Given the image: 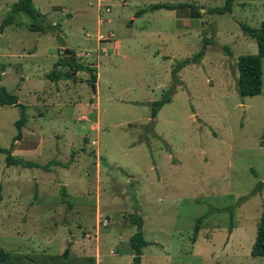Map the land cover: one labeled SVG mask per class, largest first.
<instances>
[{"label": "rangeland", "instance_id": "rangeland-1", "mask_svg": "<svg viewBox=\"0 0 264 264\" xmlns=\"http://www.w3.org/2000/svg\"><path fill=\"white\" fill-rule=\"evenodd\" d=\"M16 1L0 0V87L28 119L18 138L21 108L0 102V145L40 166L0 153V247L13 264H97V249L98 264H133L136 212L149 241L142 264H264L252 255L264 213V57L262 93L237 89L240 56L259 52L242 25L260 26L264 0L226 13L211 12L225 0H33L54 27L46 33L24 13L6 21ZM161 3L178 7L149 10ZM205 40L202 59L174 75ZM72 57L96 83L89 70L64 77Z\"/></svg>", "mask_w": 264, "mask_h": 264}, {"label": "trees", "instance_id": "trees-1", "mask_svg": "<svg viewBox=\"0 0 264 264\" xmlns=\"http://www.w3.org/2000/svg\"><path fill=\"white\" fill-rule=\"evenodd\" d=\"M235 0H225V5L223 7L213 8L211 12L226 13L232 12L233 4ZM182 5V4H181ZM178 6L175 4H155L152 5L149 10L159 9V8H172L175 9ZM18 13H24L31 19V24L29 28L33 31H39L46 33L48 31H54V27L48 26L45 23V14L42 13L33 3V0H18L14 2L11 6V11L6 19V21L11 22L13 16ZM141 13L140 11L138 14ZM192 17H200V10L198 8H193L191 13ZM245 34L252 36L256 39L258 44L259 52L258 54H246L240 56L238 60V76H237V89L242 96H255L262 93L263 90V64L262 58L264 57V20H262L260 26L251 27L248 25H242ZM209 41L205 40L203 48L197 52L192 59H185L178 63L177 68L173 70V74L176 75L178 70L190 63H198L206 53V47ZM74 62H68L71 66L72 71H67L64 77L71 78L79 70H89L91 71L92 81L96 83L97 74L94 72V68L83 65L75 61V57H72ZM67 63L66 59H61L55 63V68L62 66ZM5 67H3L4 69ZM51 79H59V75L56 70H53L49 74ZM176 77V76H175ZM1 79V75H0ZM171 100V95L166 94L161 99L152 102V117L156 118L159 110ZM0 102L3 105H15L21 108V118L17 121V125L20 128L18 138L21 136V127L27 121L26 108L27 106L19 102V97L15 93L9 92L5 87H0ZM0 153L6 154V160L8 165H21L23 167H33L40 166V164L32 161H25L18 158L12 154L9 149H6L0 145ZM201 218L198 219L197 230L199 229ZM132 225L136 227V231L130 237V245L134 251L133 264H142V254L143 248L149 244V241L145 239L143 232L144 218L138 212L131 215ZM253 256L264 257V213L258 224L257 236L255 242L252 246ZM64 258L69 257V249L67 248L65 253L61 256ZM16 258L13 252L7 251L5 248L0 247V264H13Z\"/></svg>", "mask_w": 264, "mask_h": 264}, {"label": "crops", "instance_id": "crops-1", "mask_svg": "<svg viewBox=\"0 0 264 264\" xmlns=\"http://www.w3.org/2000/svg\"><path fill=\"white\" fill-rule=\"evenodd\" d=\"M46 12H47V11H44V10L42 11V13H44V14H46ZM28 151H30V149H26V150H25V152H28ZM133 233H134V231H131V232H130V236H129V238H128L129 241H130V237H131V235H132ZM97 256H99V260L97 259V264H98V261L102 262V261H101V257H100L101 254H100V253L98 254V249H97ZM100 264H101V263H100Z\"/></svg>", "mask_w": 264, "mask_h": 264}, {"label": "water", "instance_id": "water-1", "mask_svg": "<svg viewBox=\"0 0 264 264\" xmlns=\"http://www.w3.org/2000/svg\"><path fill=\"white\" fill-rule=\"evenodd\" d=\"M64 53H65L66 55H69V54H70V49L66 48V49L64 50ZM93 87H94V89H95V85H93Z\"/></svg>", "mask_w": 264, "mask_h": 264}]
</instances>
